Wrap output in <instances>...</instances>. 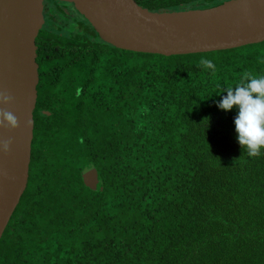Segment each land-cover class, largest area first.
Returning a JSON list of instances; mask_svg holds the SVG:
<instances>
[{
  "label": "trees",
  "instance_id": "trees-1",
  "mask_svg": "<svg viewBox=\"0 0 264 264\" xmlns=\"http://www.w3.org/2000/svg\"><path fill=\"white\" fill-rule=\"evenodd\" d=\"M224 1L135 0L153 12ZM87 27L83 39L36 38L29 176L0 264H264V153L249 157L238 109L218 107L245 71L264 74V41L163 56Z\"/></svg>",
  "mask_w": 264,
  "mask_h": 264
},
{
  "label": "water",
  "instance_id": "water-1",
  "mask_svg": "<svg viewBox=\"0 0 264 264\" xmlns=\"http://www.w3.org/2000/svg\"><path fill=\"white\" fill-rule=\"evenodd\" d=\"M45 0H0V92L14 97L0 109L20 120L17 130L0 129L12 138L10 154L0 147V240L25 193L34 139L39 82L36 38L44 24ZM71 3L99 38L116 48L163 56L229 50L264 41V0H227L204 9L153 12L135 0H53ZM25 119L31 120L29 128ZM96 190L98 171L83 170Z\"/></svg>",
  "mask_w": 264,
  "mask_h": 264
},
{
  "label": "clouds",
  "instance_id": "clouds-1",
  "mask_svg": "<svg viewBox=\"0 0 264 264\" xmlns=\"http://www.w3.org/2000/svg\"><path fill=\"white\" fill-rule=\"evenodd\" d=\"M198 67L215 72L216 65L211 59L202 57ZM218 107L225 111L238 109L234 119L238 142L249 157L264 153V74H253L245 71L241 80L234 87H227ZM14 97L7 92H0V104H11ZM31 120L25 119L24 127L29 128ZM21 127L19 118L11 111L0 109V129L17 130ZM12 138L0 139L4 153L10 154Z\"/></svg>",
  "mask_w": 264,
  "mask_h": 264
},
{
  "label": "flooded vegetation",
  "instance_id": "flooded-vegetation-1",
  "mask_svg": "<svg viewBox=\"0 0 264 264\" xmlns=\"http://www.w3.org/2000/svg\"><path fill=\"white\" fill-rule=\"evenodd\" d=\"M61 3H63L65 6H71V9L62 7ZM60 7L63 9V11L58 10ZM43 16L45 21L43 28L39 32V35H59L63 37L64 40L66 38L75 37L78 39H83L88 33V21L78 13L74 5L71 3L45 0ZM39 71L40 66H38V72Z\"/></svg>",
  "mask_w": 264,
  "mask_h": 264
},
{
  "label": "rangeland",
  "instance_id": "rangeland-1",
  "mask_svg": "<svg viewBox=\"0 0 264 264\" xmlns=\"http://www.w3.org/2000/svg\"><path fill=\"white\" fill-rule=\"evenodd\" d=\"M61 6L64 7V8H66V9H68V8L71 9V6H69V5L65 6L63 3H61Z\"/></svg>",
  "mask_w": 264,
  "mask_h": 264
}]
</instances>
